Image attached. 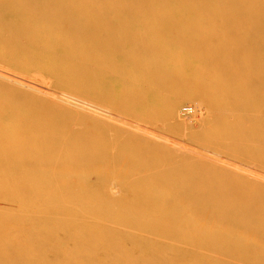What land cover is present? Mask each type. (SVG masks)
Returning a JSON list of instances; mask_svg holds the SVG:
<instances>
[{
    "label": "bare ground",
    "instance_id": "bare-ground-1",
    "mask_svg": "<svg viewBox=\"0 0 264 264\" xmlns=\"http://www.w3.org/2000/svg\"><path fill=\"white\" fill-rule=\"evenodd\" d=\"M0 59L151 126L168 119L177 124L180 101L201 97L211 118L189 130L196 146L242 159L246 149L264 168V0H0ZM133 79L148 81L145 92L129 87ZM0 83V264H52L64 254L56 241L67 222L42 231L30 224L65 211L86 225L97 221L95 229L103 228L109 239L131 238L128 227L138 221L145 244L159 235L171 240L190 234L181 224H196L221 240L220 256L235 251V263L250 256L264 262L262 185L246 191L239 177L211 169L190 148L179 152L121 128L100 127L104 123L96 119ZM101 180L120 183L124 198H136L135 206L148 213L140 221L129 211L125 220L114 219L121 201L103 197ZM59 191L68 196L58 204L53 198ZM14 206L30 222L24 236L12 234ZM206 240L202 245L210 249ZM33 242L37 253L28 255L24 248ZM104 256L107 264L117 258ZM75 258L63 259L81 264Z\"/></svg>",
    "mask_w": 264,
    "mask_h": 264
},
{
    "label": "rangeland",
    "instance_id": "rangeland-1",
    "mask_svg": "<svg viewBox=\"0 0 264 264\" xmlns=\"http://www.w3.org/2000/svg\"><path fill=\"white\" fill-rule=\"evenodd\" d=\"M0 63L3 65L5 64V66H2L0 64L1 65L0 66V82H3L2 83L3 85L4 84L6 86L10 85V87L19 89V90L26 92L28 94H32V95H35L37 97L46 98L44 100H46L47 102H50L54 105L57 104L56 106L58 108H60L61 110L65 109L64 111H66V109H67L68 113L73 112L72 114L83 115V116L91 118L93 120L96 119L95 120L96 123L99 124L101 122L100 125L102 123H104L106 125L105 126L103 124L100 127H108L109 126L108 128L112 129V130L123 129L126 132H129L131 134L134 133L136 136L144 138V140H147V141L150 140V141H152V143L159 144V145L165 146V147H169V148H172L173 150L179 151V152L180 151H186V150L188 151V149L190 148L189 150H193V152L195 151V153H200V154L192 153V155L193 156L194 155H197V156L200 155L199 159L202 163L203 162L205 163V161L208 163V161H207V159H208L210 162L209 163L210 165H208V164L207 165L212 167L211 169H214L215 171H216V169L223 170L222 171L223 174L224 175L226 174L225 176L226 177L228 176V178H232V177L234 178V175H235L236 178H234V179L236 180L239 177L238 181H240V182L243 181L242 183H243L246 191H249V190L252 191V186H255V185L257 187L258 186L260 187L262 185L261 188L264 189V187H263L264 186V176H263L264 175V168L263 169H261L259 167L257 168L255 166V164L252 163L253 162V156L249 151L244 149V151L246 152L247 155H246V157H243V159L241 156H234V155H231V156L229 155V157L226 155V157H225V155L222 156L223 153L219 154V152H216L217 150L215 151L213 149H203V148L197 147L196 146L197 141L191 140L189 138V134H188L189 130L194 131V129H195V131H198L199 129L207 126L206 124H201V123H204L206 121V119L209 120V118H211L210 117L211 116L210 108L208 109L209 106H208L207 102L202 100L201 97H191L189 99H184L186 101H184V100L180 101V103L178 104L179 106H177L175 109L174 118H173L174 123H177L178 125L177 124H169V119H168L167 120L168 122H166V124H164V126H158L157 127V125H154L155 126L154 127L152 125L153 126L152 127L151 124L147 122V120H146V122L139 120V119H137V116H135L133 114H131V116L133 115L134 117L133 116L131 117L130 115H128V116H126L125 114L121 115V113H119V111H117V110H116V112H113V111H115V109H113L107 103L106 104L100 103L98 100H95V101L90 100L89 98L83 97V96L77 94L76 92L70 91L68 89L65 90L64 91L65 93H64L63 90H59V89H56L55 87H53L51 82L48 83V81H50V80H47V82L45 81L46 82L45 83L41 77L38 78V76H36V74H34V73L26 74V73L21 72L16 67L13 68L12 66H9V65L6 66L7 63H3L1 61H0ZM95 68L96 69L98 68L97 65L95 66ZM23 75H26V76H23ZM32 75H34V77ZM15 79H18V80H15ZM36 79H39V80H36ZM40 80H42V81H40ZM44 80H46V79H44ZM20 81H21V83H20ZM25 84H28V85H25ZM128 84H129V87L133 86L134 88L139 89L140 91H138V92H145L144 88H146L148 81H146V80L141 81V79H133L131 82H128ZM36 85H38V86H36ZM138 87H142L144 90H141ZM41 88H44V89H41ZM68 91H69V94L67 95ZM60 94H62V95H60ZM73 94L76 96H74ZM161 94H160V96H161ZM60 96H62V97H60ZM157 96L152 95L151 97H155V99H158L159 97H157ZM169 96L170 95L162 94L161 97H164V99H167V98H169ZM51 97H53V98H51ZM161 97L159 100H162ZM85 99L86 100L88 99V102L85 101ZM80 102H82V103H80ZM95 104H97V105H95ZM61 107H63V108H61ZM87 107H89V108H87ZM109 108L111 110H109ZM117 113H119V114H117ZM132 113H135L136 115H138L139 112L136 113L135 111H133ZM124 115L126 117H123ZM208 120L205 123L208 124ZM177 121H179L180 123ZM181 123L183 125L180 127V129H178L179 125H181ZM146 125H149V126H146ZM169 125H171L172 127ZM110 126L115 127V128H111ZM128 126H129V128H128ZM190 126H192L193 128L191 127L189 129ZM248 129H246V132L248 131ZM182 130H184V132H182ZM246 132L243 135L247 136L250 134V131H248L247 133ZM182 147L183 148L186 147L188 149L183 150ZM227 157H228V159H227ZM230 157H231V159H229ZM247 159H250L251 162H249V160H247ZM245 161H246V163H244ZM214 166H215V168H214ZM235 166H236V168H235ZM254 168H255V170H254ZM113 169L115 170L116 173L119 172V171H117V169H115V168H113ZM235 169L237 171H235ZM217 172L221 173L219 170ZM223 174L221 173L220 175H223ZM242 174H243V176H242ZM100 182H102L100 185H104L106 188L105 190L107 191V192H105L103 190V192H105V195L103 196L104 198H108V199L114 198L118 201H121L119 211L117 212V214H113L114 219L125 220L126 216H125L124 212L129 211L130 215L133 214L135 216V218H132V219H138L140 221L141 217L145 213H148L147 210L144 211V209H141V208L135 206L134 203L136 201V198H133L132 196H131V199H129V198L125 199L124 198V196L121 194L124 190L122 188H120V183L116 182L115 180H113L109 183H106L104 180H101ZM61 193L62 192H60V191L55 193V196L53 198L54 203L59 204L61 199L64 198L63 196H68L67 195L68 191L66 193L64 192V194H61ZM94 195L96 197H99L98 194H94ZM123 201L125 203H122ZM70 208L73 209L72 207H70ZM204 209H205V207H204ZM65 212H62V214L59 213L53 217H50L48 220L43 219L37 223L35 222L33 224H30L31 228H33L37 231H39V230L42 231V229L44 228L45 225H50V226L60 228L61 226H64V224H63L64 222H67V224H66L67 226L61 227L63 229L62 234L60 235L59 239L56 241V246L64 254L57 256L53 260L52 264H65L64 259H63L65 256H75L76 258L73 261L78 262L80 260L81 264H83V263L84 264H107L106 263L107 257L104 255H106L108 253H114L117 257L116 261L113 264H163L162 262L164 261V258L167 259V262H166L167 264H232V263L233 264H258L257 259L253 260V257H251V256L246 260L243 259L244 261L242 263H235V261L233 260V255H234L235 251H230L229 257L220 256L221 254H223V252H222L223 250H221V240L215 238L214 236H210L209 234H204L203 232H201L197 228L196 224H190L187 222H184L181 224L182 229L184 231H187V232L190 231V234L181 233L180 235H178L177 237H175L171 240L166 239L164 237L162 238L159 235L157 237H152L149 240V243L145 244V243H142L143 240L139 234L140 228L138 225V221H133V223L131 225H129L130 227H128L129 232L133 233V236L131 235V238L123 237L120 239H109L107 234L103 231V228H98L97 230L95 229L96 228L95 224H97V221H96V223L92 222L94 225L92 223H90V225H86L84 222L79 221L80 220L79 216L73 215L72 212H66V213ZM11 213L14 215V217H16L15 218L16 222L10 224L12 230L13 229L16 230V231H12V234L14 235V234L19 233V235L20 234H22L23 236H24V234L26 235V232L23 229L28 227L27 224L30 222L25 224L24 221H22L20 219L21 218L20 216L23 213L20 211L18 206H14ZM104 215H107V214H104ZM63 216H65V217H63ZM134 216H131V217H134ZM208 219L210 221L212 220L211 218H208ZM104 224H106V223H104ZM99 225L103 226V224H99ZM93 228L95 230V233L88 235V233ZM128 229H127V231H128ZM76 234H81L83 237L78 242H76V240H74ZM208 237H209V239H208ZM205 238H207V240L211 241L210 246H212V247H209L210 249H208V246L202 245V241ZM107 240H110V242L108 241L109 243H107ZM228 241L229 240H227V242ZM112 244L115 246H113ZM33 245H36V243L33 242L31 244V246L28 245V247H27L28 249L24 248L28 255L32 252L34 254L37 253L36 252L37 249L32 248ZM117 247L120 248L119 253L115 250V248H117ZM261 247L263 249L261 252V255L264 256V244H262ZM76 248H80V251H75ZM207 249L210 252H208ZM226 249L230 250L227 248V246H226ZM43 250L44 249H42V252H43ZM74 252H76L77 254H74ZM47 254H49V253H47ZM119 255H120V257H118ZM194 255H195V257H194ZM164 256H166V257H164ZM72 264H75V263L73 262ZM259 264H264V262L261 261V262H259Z\"/></svg>",
    "mask_w": 264,
    "mask_h": 264
}]
</instances>
